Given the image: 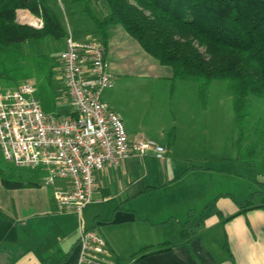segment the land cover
I'll list each match as a JSON object with an SVG mask.
<instances>
[{"label":"crops","instance_id":"crops-1","mask_svg":"<svg viewBox=\"0 0 264 264\" xmlns=\"http://www.w3.org/2000/svg\"><path fill=\"white\" fill-rule=\"evenodd\" d=\"M21 14L31 24L39 21L18 10V23ZM117 26L108 27L105 44L100 37L107 70H115L112 54L126 59L140 47ZM54 70L61 83L56 105L66 113L59 57ZM159 144L166 150L161 161L149 152L97 172L91 202L80 214L57 204L54 193L66 190L63 181L10 190L0 177V264H77L81 231L104 240L109 264H264L262 192L233 180L241 176L231 167L194 162L189 144L178 147L175 134ZM191 214L200 226L186 227Z\"/></svg>","mask_w":264,"mask_h":264},{"label":"trees","instance_id":"trees-1","mask_svg":"<svg viewBox=\"0 0 264 264\" xmlns=\"http://www.w3.org/2000/svg\"><path fill=\"white\" fill-rule=\"evenodd\" d=\"M94 1H104L109 10L108 17L99 19L89 4L85 7L103 44L107 41L108 27L119 25L159 65L171 69L173 81L197 82L201 98L211 82L228 83L239 130L235 140L236 161L263 176L264 130L259 131L260 122H254L249 124L253 128L246 131L245 105L249 97L264 99V0ZM18 10L40 19L42 28L18 23ZM45 37H66L45 0H0V85L11 89L22 81H32L42 110L54 113L55 63L47 55L32 57L23 52L26 41ZM25 169L26 179L14 181L0 166L4 188L36 187L43 182L42 168ZM258 184L264 188L263 182ZM201 222V218L191 214L186 227L194 223L200 226Z\"/></svg>","mask_w":264,"mask_h":264},{"label":"built area","instance_id":"built-area-1","mask_svg":"<svg viewBox=\"0 0 264 264\" xmlns=\"http://www.w3.org/2000/svg\"><path fill=\"white\" fill-rule=\"evenodd\" d=\"M23 16L18 21L28 24ZM32 26L40 29L42 22ZM93 42L80 43L67 37L59 56L70 107L66 113H45L32 81L4 88V92L0 85L2 158L18 168H42L44 185L65 182L66 190H56L54 198L60 208L76 214L91 202L97 172L131 156L141 158L151 152L161 161L166 153L153 140H129L120 117L101 101V92L111 87V80L104 48ZM78 242L77 264H109L103 239L81 231Z\"/></svg>","mask_w":264,"mask_h":264},{"label":"rangeland","instance_id":"rangeland-1","mask_svg":"<svg viewBox=\"0 0 264 264\" xmlns=\"http://www.w3.org/2000/svg\"><path fill=\"white\" fill-rule=\"evenodd\" d=\"M45 1L56 14L66 37L80 43H90L94 39L93 43L100 44L99 31L85 12V7L89 4L98 18L103 19L109 16L104 1ZM39 21L41 22L40 19ZM66 37L28 40L23 44V52L32 57L47 55L53 63H57L65 48ZM136 48L138 51H129L130 56L126 59H118L117 54H112L114 58L111 65L113 64L115 70H107L111 87L102 90L100 96L108 109L120 117L128 136L166 144L175 134L178 147L184 149L186 144H189V153L194 162L211 165L220 163L227 168L231 167L235 175L241 176L234 177L233 180L240 181L243 185L249 184L253 191L263 193L264 188L251 183L250 179H258L264 183V175H256L251 169L235 161L238 154L235 140L239 130L234 120L228 83L211 82L201 98L198 95L197 82L173 81L172 72L168 67L158 65L140 47ZM108 66L110 68V64ZM59 78L58 70H54L52 85L56 95H59V84L61 85ZM2 87L3 92L4 88L8 89L4 85ZM63 111L62 108H56L54 113ZM245 111L248 114L246 131L253 128V125L249 127V124L254 122H260L259 131L264 130V99L249 97ZM218 158L221 159L217 160ZM0 166L11 180L26 179L23 174L27 169L6 162L1 153ZM7 169H10V172H7Z\"/></svg>","mask_w":264,"mask_h":264},{"label":"bare ground","instance_id":"bare-ground-1","mask_svg":"<svg viewBox=\"0 0 264 264\" xmlns=\"http://www.w3.org/2000/svg\"><path fill=\"white\" fill-rule=\"evenodd\" d=\"M22 17V16H21ZM24 18H25V16H23ZM25 21L28 23V24H31V22L30 21H27V19L25 18ZM33 25H35V24H33Z\"/></svg>","mask_w":264,"mask_h":264},{"label":"water","instance_id":"water-1","mask_svg":"<svg viewBox=\"0 0 264 264\" xmlns=\"http://www.w3.org/2000/svg\"><path fill=\"white\" fill-rule=\"evenodd\" d=\"M23 25H28V26H31V27H33L32 25H30V24H23Z\"/></svg>","mask_w":264,"mask_h":264}]
</instances>
